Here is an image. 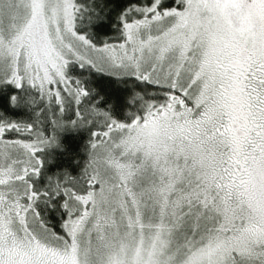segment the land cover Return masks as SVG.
<instances>
[{
  "label": "snow or ice",
  "instance_id": "1",
  "mask_svg": "<svg viewBox=\"0 0 264 264\" xmlns=\"http://www.w3.org/2000/svg\"><path fill=\"white\" fill-rule=\"evenodd\" d=\"M102 19L0 0V86L33 110L0 113V264H264V0L132 3L98 44L84 29ZM36 32L42 57L24 45ZM73 64L153 89L118 120ZM69 128L93 129L85 166L46 175Z\"/></svg>",
  "mask_w": 264,
  "mask_h": 264
},
{
  "label": "trees",
  "instance_id": "2",
  "mask_svg": "<svg viewBox=\"0 0 264 264\" xmlns=\"http://www.w3.org/2000/svg\"><path fill=\"white\" fill-rule=\"evenodd\" d=\"M85 8L99 9L104 15V19L97 20L90 26L85 25L84 30L90 28L93 38L98 44H102L105 39H111L120 31V22L117 19L119 14L132 3L146 2V0H79ZM172 3L173 0H168ZM69 74L82 78L84 84L93 89L91 100L99 98V106L108 108L111 106V113L118 120H127V113L134 106L129 103V98L135 92H147L153 89L152 85L140 83L134 77H115L105 73L97 72L90 68L80 69L71 66ZM19 89L6 84L0 87V113L4 116L16 120H30L33 117V110L27 106H14L11 97L18 94ZM156 99L163 100V96ZM71 115L66 119H72ZM92 128L66 129L59 134V147H52L46 150L47 160L45 174L52 175L57 172L67 170L73 176L80 174L88 159V146ZM43 186L46 183L45 176L42 175L38 181ZM47 219L51 226L60 229V216L55 209H47Z\"/></svg>",
  "mask_w": 264,
  "mask_h": 264
},
{
  "label": "clouds",
  "instance_id": "3",
  "mask_svg": "<svg viewBox=\"0 0 264 264\" xmlns=\"http://www.w3.org/2000/svg\"><path fill=\"white\" fill-rule=\"evenodd\" d=\"M24 45L27 50H34L41 57L44 55L45 44L41 33L36 32L31 37L25 38ZM19 255H20V259L22 260L31 259V257L27 253L21 252Z\"/></svg>",
  "mask_w": 264,
  "mask_h": 264
},
{
  "label": "rangeland",
  "instance_id": "4",
  "mask_svg": "<svg viewBox=\"0 0 264 264\" xmlns=\"http://www.w3.org/2000/svg\"><path fill=\"white\" fill-rule=\"evenodd\" d=\"M73 66L75 67V66H77V67H79V65H76V64H73ZM80 68V67H79ZM70 69V68H69ZM80 69H82V68H80ZM140 82V81H139ZM141 83V82H140ZM7 84H10L11 86H13V87H15L14 85H12L11 83H7ZM6 85V84H5ZM4 86V85H3ZM1 87V86H0Z\"/></svg>",
  "mask_w": 264,
  "mask_h": 264
}]
</instances>
